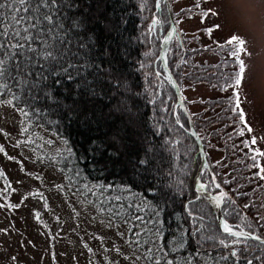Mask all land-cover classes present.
I'll return each mask as SVG.
<instances>
[{
    "label": "trees",
    "instance_id": "16d2710c",
    "mask_svg": "<svg viewBox=\"0 0 264 264\" xmlns=\"http://www.w3.org/2000/svg\"><path fill=\"white\" fill-rule=\"evenodd\" d=\"M136 1L0 0V100L6 98L24 108L31 123L67 141L75 173L105 186V208L118 202L115 217L129 227V240L138 228L150 245L160 238L157 259L146 255L150 264H264V245L222 233L211 204L205 198L194 200L198 147L160 60L162 38L169 27L165 1L149 0L152 20L156 19L151 30V42L157 44L153 55H157L161 72L156 82H140L138 63L146 45L142 31L146 21ZM169 2L172 7V0ZM188 4L185 0L181 12L174 16L177 31L166 54L186 109V89L209 81L194 79V74L203 78L231 71L234 76L241 75L242 81L239 56L244 44L237 32L216 38L205 30L206 42L200 41L203 25L200 35L193 34L197 39L187 36L179 26V17L192 13ZM138 25H142V36ZM211 56L214 59L210 60ZM143 65L144 61L140 69ZM189 80L196 82L188 86ZM212 101L208 99L198 110L200 102L191 100L197 111L188 112L209 166L227 168L214 174L226 192L221 204L223 217L234 230L264 234V181L256 186L247 169H241L224 152L223 158L214 159L219 146L217 142L208 146L205 141L217 128L214 117L218 112ZM153 106L163 108L161 119L151 116ZM246 120L245 115L244 124ZM240 126L233 130L234 138L251 133ZM225 130L227 127L220 131ZM246 149L235 148L234 156L243 157ZM200 178L208 190L219 191L206 169ZM201 200L203 208L195 209ZM214 231L216 240L223 238L224 245L230 242L227 248L214 239H201L202 234L212 236ZM241 243H248L251 249L239 253L237 245Z\"/></svg>",
    "mask_w": 264,
    "mask_h": 264
},
{
    "label": "rangeland",
    "instance_id": "374dc122",
    "mask_svg": "<svg viewBox=\"0 0 264 264\" xmlns=\"http://www.w3.org/2000/svg\"><path fill=\"white\" fill-rule=\"evenodd\" d=\"M184 1L172 0L175 17L181 12ZM149 2L136 1L141 17L146 21L142 28L146 45L138 63L140 82H156L161 73L157 55H153L157 44L151 42L154 35L151 30L155 25L151 23L154 13ZM215 5L220 7L209 12L212 22L207 17L200 19L203 16L198 13L184 14L180 28L194 39L198 38L193 34H198L199 27L207 24H211L207 34L216 38L237 32L244 42L239 56L243 64V79L241 81V75L234 76L231 71L203 78L194 74V79L209 81L186 89L188 109L193 113L197 111L191 102L193 99L201 104L198 110L206 106L208 99H213L212 107L218 112L214 117V127L217 128L209 140L205 139L208 146L212 142L219 146L212 157L220 160L228 154L241 169H247L246 174L257 186L264 181V135L259 131L264 132V0H213L209 7ZM141 26H137L139 36H142ZM155 36L157 39V34ZM200 37V41L206 42L205 34ZM173 42L177 46V42ZM209 59L214 58L211 56ZM174 60L177 61V56ZM186 77L192 76L187 74ZM188 82L190 86L196 81ZM161 112L164 113L161 106H153L151 116L159 120L163 117ZM244 113L251 126L247 120L244 124ZM189 115L192 119V114ZM239 126L251 129V133L234 138L233 130ZM226 127L222 133L220 130ZM201 136L204 141L205 135ZM242 146L247 147L243 157L241 154L234 156L235 148ZM256 147L260 150L261 161L254 153ZM206 170L209 174L212 171L218 174L227 168L213 167L210 163ZM104 189L105 186L75 173L72 152L63 137L31 123L24 108L14 106L6 98L0 100V264H150L147 254L156 260L160 255V238L156 237L153 240L155 245H150L147 236L140 233L142 228H138L129 240V227L124 220L115 217L114 205L118 202L111 208H105ZM198 198L203 197L195 196L194 200ZM237 202L240 203L241 199ZM203 206L204 201H198L195 209L201 210ZM216 234L215 231L212 236L204 233L201 239L216 240ZM249 234L255 236V233ZM220 239L216 244L227 248L230 242L225 241L224 245L223 238ZM249 246L241 243L237 250L239 253L248 251L251 249Z\"/></svg>",
    "mask_w": 264,
    "mask_h": 264
},
{
    "label": "water",
    "instance_id": "95a60500",
    "mask_svg": "<svg viewBox=\"0 0 264 264\" xmlns=\"http://www.w3.org/2000/svg\"><path fill=\"white\" fill-rule=\"evenodd\" d=\"M164 1H165V4H166V8H167L168 15H169L170 25H169V28L166 31V34H165V36L163 38V41H162V47H161V50H160V60H161V64L163 66L164 72L166 73V76L169 78L170 84H171V86H172V88L175 91V94L177 96V104L180 106V108L182 109V111L184 112V114L188 118L189 128H190V134L195 139L196 144H197V147H198V154H199V157H200V165H199V167L197 169V173H196V175L194 177L193 189H194V191L197 194H201L205 198L211 199L214 202V205H215V213H216V225H217V228L222 233H224L226 235H229V236H233L235 238H245V239L255 240V241H258V242H260V243H262L264 245V239H261L259 237L253 236V235L249 234L248 232H240V231L233 230L225 222V220L223 219V217H222V215L220 213L219 200L216 199L214 197V195L208 194L202 188L199 189L197 187L196 181L199 178V174H200V172L204 168L205 169H208V165H207V161H206V156H205V153H204V149H203V146H202V142H201V140L199 139L197 133L194 130V127L192 125V122L189 119L188 114H187V112L185 110L184 104L182 102V97L180 95V91L178 89V86H177V84H176V82H175L172 74L169 72V70L167 68V65H166V61H165L166 50H167L168 44L170 43L171 38L174 35V32L176 31V26H175V23H174L173 15H172V12H171L170 5L168 3V0H164Z\"/></svg>",
    "mask_w": 264,
    "mask_h": 264
},
{
    "label": "flooded vegetation",
    "instance_id": "af4514ba",
    "mask_svg": "<svg viewBox=\"0 0 264 264\" xmlns=\"http://www.w3.org/2000/svg\"><path fill=\"white\" fill-rule=\"evenodd\" d=\"M213 0H195V3L200 7L201 4H204L205 6L209 7V5L212 3ZM220 7V5H215L213 7ZM209 7V8H213ZM185 16V15H184ZM190 16V15H189ZM183 15L179 17V21L182 20Z\"/></svg>",
    "mask_w": 264,
    "mask_h": 264
},
{
    "label": "bare ground",
    "instance_id": "6f19581e",
    "mask_svg": "<svg viewBox=\"0 0 264 264\" xmlns=\"http://www.w3.org/2000/svg\"><path fill=\"white\" fill-rule=\"evenodd\" d=\"M170 44V43H169ZM169 44H168V47H167V50H168V48H169ZM165 61H166V65H167V68H168V70H169V72L172 74V72H171V70H170V68H169V65H168V62H167V59L165 58ZM162 65V64H161ZM162 68H163V66H162ZM163 71H164V69H163ZM164 74H165V77L169 80V78L166 76V73L164 72ZM172 76H173V74H172ZM173 78H174V76H173ZM174 80H175V82H176V84H177V86H178V89L180 90V86H179V84H178V82H177V80L174 78ZM170 81V80H169ZM175 92V91H174Z\"/></svg>",
    "mask_w": 264,
    "mask_h": 264
}]
</instances>
